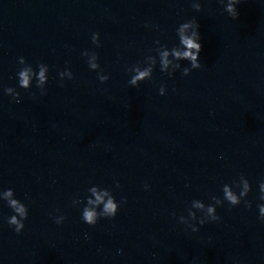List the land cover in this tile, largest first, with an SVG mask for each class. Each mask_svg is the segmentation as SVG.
I'll return each mask as SVG.
<instances>
[{"label":"water","instance_id":"water-1","mask_svg":"<svg viewBox=\"0 0 264 264\" xmlns=\"http://www.w3.org/2000/svg\"><path fill=\"white\" fill-rule=\"evenodd\" d=\"M238 9L233 20L218 0H204L202 12L189 0H0V187L15 189L30 209L17 235L2 219L11 210L0 205V264H264L256 208L264 179V0H243ZM192 17L201 25L204 67L171 78L157 69L130 87L124 66L155 39L176 43V27ZM95 32L107 83L81 56L94 48ZM20 56L48 64L50 82L45 96L18 88L23 99L15 104L2 89L17 86ZM66 63L76 78L61 87L56 74ZM162 83L166 96L158 94ZM238 173L252 182V209L225 204L221 221L198 233L172 216L186 215L194 199L209 203ZM94 184L127 202L93 227L71 201ZM58 214L67 216L63 225L52 218Z\"/></svg>","mask_w":264,"mask_h":264},{"label":"clouds","instance_id":"clouds-1","mask_svg":"<svg viewBox=\"0 0 264 264\" xmlns=\"http://www.w3.org/2000/svg\"><path fill=\"white\" fill-rule=\"evenodd\" d=\"M223 11L233 20L238 19V6L243 0H218ZM191 8L196 12L204 10V0H189ZM144 27L159 31V25L146 23ZM200 23L196 17L185 20L175 29L176 43L169 46L162 43L161 39L153 41V47L149 53L145 54L142 59L133 64H126L124 70L128 75L127 84L130 87L139 88L145 81L153 79L155 71L158 69L168 77H174L177 73L183 76H190L194 70H200L204 67L201 62V52L203 50L202 36L200 32ZM91 44L93 49H86L81 53L89 70L97 74V79L101 83H107L111 76L101 67L100 55L94 49L103 47L99 32L91 35ZM18 69L16 71L17 86L3 87V94L11 98V102L20 104L22 102L21 92L19 89L31 90L33 87L39 90L40 96L47 95V88L50 82V66L42 61L35 65L30 64L23 56L18 57ZM59 86H65L67 81L75 80V74L70 66L57 72ZM160 96L168 94L166 84H160L158 88ZM36 93H32L33 99ZM150 185L145 184L144 190L149 191ZM114 188L120 189L121 184L118 179L114 178ZM253 192L252 182L243 173H238L230 183H224L221 187V195H209V203L201 199H194L186 209V215H179L172 212V216L177 219L178 223L185 226V231L198 233L200 228L209 223L220 222L222 217L218 214V209L223 208L225 204L231 208L243 205L247 209H252L253 201L248 199ZM27 199V197H26ZM259 203L256 204L258 209V219L264 222V179L257 182V196ZM126 198L117 200L114 190L94 184L86 189V195L82 198L77 196L72 199V207L80 209V219L89 226H96L101 219H115L121 209V205L126 203ZM0 205H6L11 214L4 216L2 219L17 234L20 235L26 228V221L30 216V209L24 200L17 197L13 188L0 187ZM59 211V210H57ZM57 225H63L67 216L58 214L52 217ZM85 239L88 234L85 233Z\"/></svg>","mask_w":264,"mask_h":264}]
</instances>
